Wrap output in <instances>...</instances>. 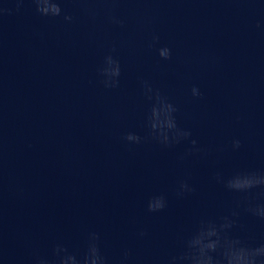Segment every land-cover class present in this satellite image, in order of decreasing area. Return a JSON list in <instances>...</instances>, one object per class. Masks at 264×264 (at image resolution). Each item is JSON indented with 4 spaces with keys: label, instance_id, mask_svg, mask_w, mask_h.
Returning a JSON list of instances; mask_svg holds the SVG:
<instances>
[{
    "label": "clouds",
    "instance_id": "1",
    "mask_svg": "<svg viewBox=\"0 0 264 264\" xmlns=\"http://www.w3.org/2000/svg\"><path fill=\"white\" fill-rule=\"evenodd\" d=\"M19 10L23 0H16ZM36 13L43 17L55 18L63 13L60 0H31ZM10 9H0V14L10 13ZM65 21L73 19L70 15H64ZM113 23L123 24V21L111 17ZM159 41V36L154 35L152 45ZM115 49H113V52ZM162 60H169L172 51L169 47L163 46L156 49ZM101 83L105 88H116L119 86L121 66L117 58L111 53L104 57L102 66L98 69ZM144 94L153 101L150 112L147 116L148 135L140 136L134 132L124 134V141L129 144H140L148 139L156 143L171 147L182 141L188 140L191 147L184 154V157L202 151L197 147V141L190 139L192 133L189 130L179 127L177 124V107L171 103L159 90H155L147 82L143 81ZM193 97H201L203 94L196 86L191 88ZM233 149L241 147V141H232ZM218 183H222L229 191L249 193L253 189H264V173L260 172H237L225 178L220 174L215 177ZM194 189L187 181H180L176 189L178 197L191 193ZM245 210L253 216L264 220V204H253L245 199ZM167 206V199L164 195H153L147 201L148 212H160ZM239 206V204H238ZM238 216L237 212L232 217ZM236 220L228 216L222 218L220 223L211 220L201 221L196 231L184 241L182 249L175 255L168 257L166 264H264V243L252 246L247 242L229 235L230 230L235 226ZM140 237L146 235L144 231L138 233ZM131 256L129 250H125L120 257L118 264H128ZM33 264H109L108 258L103 254L100 246V234L89 232L86 238L85 249L82 253L70 251L63 244H56L52 249L51 257L33 254Z\"/></svg>",
    "mask_w": 264,
    "mask_h": 264
}]
</instances>
